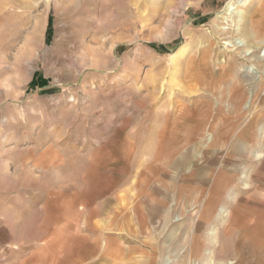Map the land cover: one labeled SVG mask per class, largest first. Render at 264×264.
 I'll use <instances>...</instances> for the list:
<instances>
[{
  "label": "rangeland",
  "instance_id": "1",
  "mask_svg": "<svg viewBox=\"0 0 264 264\" xmlns=\"http://www.w3.org/2000/svg\"><path fill=\"white\" fill-rule=\"evenodd\" d=\"M230 1L0 0V264H264V0Z\"/></svg>",
  "mask_w": 264,
  "mask_h": 264
},
{
  "label": "bare ground",
  "instance_id": "2",
  "mask_svg": "<svg viewBox=\"0 0 264 264\" xmlns=\"http://www.w3.org/2000/svg\"><path fill=\"white\" fill-rule=\"evenodd\" d=\"M252 2V0H231L230 1V3H229V5L227 6V9H226V13H225V15H231L234 11H236L239 7H246L247 5H249L250 3ZM184 5H185V3H184ZM183 5V6H184ZM185 7V6H184ZM237 15V14H236ZM228 17V16H227ZM235 17V16H234ZM230 19V18H229ZM227 20V19H226ZM236 20V19H235ZM243 20H244V13H240V14H238V16H237V24H238V27L237 28H239V33H240V35H242V27H241V23L243 22ZM101 21V20H100ZM231 21V20H230ZM233 21V20H232ZM236 31H238V30H236ZM249 33V32H248ZM238 35V34H237ZM252 35V34H251ZM249 37H250V35H249ZM251 38V37H250ZM245 41H246V39H244ZM237 41V40H236ZM244 41H242V43H243ZM236 43V42H235ZM245 43V42H244ZM236 45H238V47H242V45H244V44H242L241 45V43H236V44H234V47H236ZM230 47V46H229ZM244 47L247 49V51H251L250 53L252 54V53H254V52H256V51H262V49H263V46H262V43L261 42H258L256 45H253V46H251V47H249V45H248V43L246 42V44L244 45ZM185 52H186V49L185 50H183L181 53H180V55H183V54H185ZM254 57V56H253ZM260 61H262V58H261V56H258L257 57ZM262 74V73H261ZM255 77V76H254ZM255 80V79H254Z\"/></svg>",
  "mask_w": 264,
  "mask_h": 264
},
{
  "label": "trees",
  "instance_id": "3",
  "mask_svg": "<svg viewBox=\"0 0 264 264\" xmlns=\"http://www.w3.org/2000/svg\"><path fill=\"white\" fill-rule=\"evenodd\" d=\"M48 33H49V31H48ZM38 80H39V79H36V80L31 84L32 89L36 87ZM43 86H45V82H43V83L41 84V87H43Z\"/></svg>",
  "mask_w": 264,
  "mask_h": 264
},
{
  "label": "crops",
  "instance_id": "4",
  "mask_svg": "<svg viewBox=\"0 0 264 264\" xmlns=\"http://www.w3.org/2000/svg\"><path fill=\"white\" fill-rule=\"evenodd\" d=\"M259 73H260V72H259ZM260 74H261V73H260ZM260 79H261V76H260ZM249 84H250V82H249V79H248V86L250 87V85H249ZM229 213H231V212H230V211H227V212H226V215H225V216H226V218H228V215H229Z\"/></svg>",
  "mask_w": 264,
  "mask_h": 264
}]
</instances>
